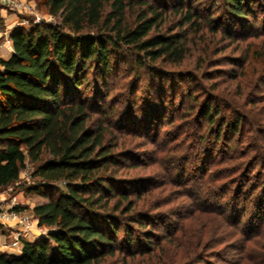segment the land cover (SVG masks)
<instances>
[{
  "label": "trees",
  "instance_id": "16d2710c",
  "mask_svg": "<svg viewBox=\"0 0 264 264\" xmlns=\"http://www.w3.org/2000/svg\"><path fill=\"white\" fill-rule=\"evenodd\" d=\"M194 1L200 0H46L56 23L11 32L13 54L0 57V191L19 181L27 162L32 163L36 182L27 191L41 197L32 210L47 233L33 240L22 237L21 253L0 249V264H100L108 255L134 254L153 246L159 237L155 226L168 221L137 209L148 189L140 191V182L120 175V168L135 153L126 149L131 142L118 132L141 136L148 126L147 115L152 121L165 118L166 100L163 104L160 98L162 109L143 113L146 120L139 121L138 102L129 101L125 112L117 109L107 101L108 83L99 80L113 74L112 55L122 50L137 67L179 65L190 51L191 34L203 35L207 26L232 42L264 37V17H258L256 7L264 0H221L223 13L216 17L207 9V18ZM242 61L233 57L231 63L242 67ZM260 74L264 81V72ZM204 77L213 78L207 73ZM244 101L247 98L222 101L232 113L220 123L218 104L208 101L201 110L207 132L200 140L210 132L217 143L226 133L240 134ZM252 102H263V97ZM252 124L264 133L261 115ZM252 149H258L256 143ZM260 153L252 156L247 171L264 166V151ZM244 163L235 166L233 172H243L235 183L217 185L214 196L216 188L211 186L203 193L207 198L220 197L223 209L199 205L198 210L233 223L247 238L242 260L264 264V180L251 181L244 174ZM0 230L4 231L1 221Z\"/></svg>",
  "mask_w": 264,
  "mask_h": 264
},
{
  "label": "rangeland",
  "instance_id": "374dc122",
  "mask_svg": "<svg viewBox=\"0 0 264 264\" xmlns=\"http://www.w3.org/2000/svg\"><path fill=\"white\" fill-rule=\"evenodd\" d=\"M32 1L39 22L33 14L9 8L4 11L7 18H0V29L8 33L17 27L29 28L36 23L57 22L58 18L46 9V0ZM193 4L205 18L209 10L216 17L223 13L221 0H217V4L214 0L194 1ZM256 7L259 9L258 17L263 18L264 4L260 3ZM191 37L190 51L179 65L160 63L149 69L137 67L134 58L122 50L112 55L116 57L113 74L99 80L100 83H108L107 101L117 109L124 111L129 101L138 102L136 110L140 114L137 113L136 117L139 121L144 114L162 109L160 98L163 97V104L166 100V110L163 112L165 118L163 116L152 121V115H147L148 126L144 134L137 137L119 131L118 135L128 143L131 142V146L127 145L126 149L135 153L136 157L120 168V175L140 182L137 185L140 191L148 189L138 201L137 209L150 211L156 219L168 221L165 224L156 223L155 232L159 237L149 249L142 248L134 254L108 255L100 264L249 263L246 262L248 260H242L246 236L239 233L233 223L225 221L220 215L201 212L198 206L223 209L218 205L220 197L207 198L203 193L211 186L216 188L212 193L214 196L217 185L227 180H234L233 183L239 180L241 169L233 172L238 162L246 163L244 174L250 176L251 181L256 183L264 180V166L261 164L253 172L247 171V163L253 160L252 156L255 153L261 155L260 151H264V133H258L252 124L260 115L264 120V81L260 77V72H264V37L261 35L259 38L250 37L247 41L232 42L220 31L213 34L211 26H207L203 35L191 34ZM249 42L252 44L248 47ZM257 51L262 53L257 56ZM233 57L243 59L242 67L231 63ZM202 59L203 63L200 61ZM232 70H235V74L231 76ZM205 73L213 78H205ZM162 88L165 95L163 91H158ZM256 96L263 97V102L253 103ZM246 98V103L244 101L245 104L241 105L246 115L244 129L240 134L226 133L217 143L212 137L213 132H210L205 140H200L201 135L207 132L208 122L201 117V110L208 101L218 104L221 115L217 120L220 123L224 115L229 118L232 113L222 101ZM252 143H256L258 149H252ZM241 150L246 154L241 155ZM33 171V164L27 162L19 181L0 191L3 211L7 212L6 207L13 203L16 209H26L33 213L34 205L41 199L27 191L28 186L36 182ZM3 211L1 209L0 212ZM34 223L25 238L47 233L45 227L38 225L36 218ZM167 223H172L170 228L166 227ZM0 232L8 237L11 235L10 229L5 226L4 231ZM198 258L201 260L196 262Z\"/></svg>",
  "mask_w": 264,
  "mask_h": 264
},
{
  "label": "built area",
  "instance_id": "2783aa9c",
  "mask_svg": "<svg viewBox=\"0 0 264 264\" xmlns=\"http://www.w3.org/2000/svg\"><path fill=\"white\" fill-rule=\"evenodd\" d=\"M0 5H3L7 8L18 10L20 12H25L35 15L36 21L39 20L38 12L36 11L35 3L32 0H0ZM39 22V21H38ZM0 37L3 38V42L9 46H13V41L10 33L0 32ZM3 211V210H2ZM1 221H5L6 218H13L19 225V230L13 236V239L9 244L12 246H17L22 243V237L25 233L30 232L34 227L35 216L34 213L24 210L16 209V204L11 203L8 208L3 212H0ZM3 219V220H2Z\"/></svg>",
  "mask_w": 264,
  "mask_h": 264
},
{
  "label": "crops",
  "instance_id": "0c3cea01",
  "mask_svg": "<svg viewBox=\"0 0 264 264\" xmlns=\"http://www.w3.org/2000/svg\"><path fill=\"white\" fill-rule=\"evenodd\" d=\"M7 9H9V8H7L3 5H0V18L1 17L7 18L6 13H4V11H6ZM6 20H8V19H6ZM13 30H14V28L11 31H8V33L11 34V32ZM0 32L2 33L1 29H0ZM13 51H14L13 46L11 47V46L5 44L3 42V38L0 37V57L9 58L13 54ZM0 207L3 210V206L0 205ZM6 208H8V207H6ZM1 222L4 224L5 227H8L10 229V232H11V235H9V237L7 234L0 232V245H1L2 250H6L8 252L15 253V254L21 253L22 248H23V243H21L20 245H17V246H12L11 244H9L11 242V240L13 239V236L19 230V228H20L19 225L17 224V222L13 218H6L5 221L3 220ZM28 233H30V232L25 233L23 235V237L28 236L29 235ZM26 238L33 240L36 237H26ZM3 243H5V244H3Z\"/></svg>",
  "mask_w": 264,
  "mask_h": 264
}]
</instances>
